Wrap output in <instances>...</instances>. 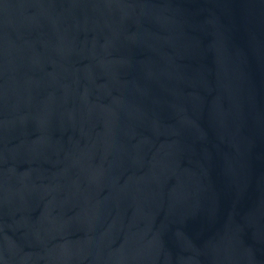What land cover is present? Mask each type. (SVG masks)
<instances>
[{"label":"water","instance_id":"1","mask_svg":"<svg viewBox=\"0 0 264 264\" xmlns=\"http://www.w3.org/2000/svg\"><path fill=\"white\" fill-rule=\"evenodd\" d=\"M0 264H264V0H0Z\"/></svg>","mask_w":264,"mask_h":264}]
</instances>
